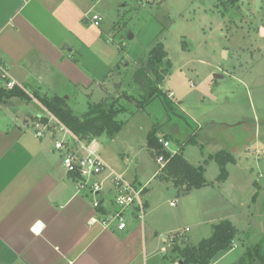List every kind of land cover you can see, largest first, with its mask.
Wrapping results in <instances>:
<instances>
[{"label":"crops","instance_id":"crops-1","mask_svg":"<svg viewBox=\"0 0 264 264\" xmlns=\"http://www.w3.org/2000/svg\"><path fill=\"white\" fill-rule=\"evenodd\" d=\"M103 7V0H0V59L11 78L25 87L29 100L35 103L17 96L0 101L1 110L12 106L7 119L3 118L5 114L0 115V264H153L151 258L155 259L154 264L165 260L171 264L176 259L170 243L158 248L159 255L143 254L144 222L129 219L126 228L119 231L104 228L93 220L97 217V210L92 207L93 196L64 172L52 138L36 137L32 131L36 116L46 111L34 93L63 97L67 105L74 92L88 94L94 86L101 88L105 77L112 74L114 63L111 47L104 41L106 35L87 19L92 13L106 17ZM108 50L110 54H106ZM219 75L218 78L223 77ZM260 78L239 79L248 113H244L236 98L229 97L233 90L226 94L224 106L233 109L235 118L224 124L226 133L222 137L227 141L225 151L235 161L226 164L227 177L218 184L222 189L219 196L223 216H213L212 202L214 206L208 207L211 215L204 217L211 234L212 224L231 218V209L250 202L256 205L259 230L249 240V233L237 228L230 219L241 232L244 250L233 253L234 245L218 252L210 264H236L246 246L253 249V263L264 264V76ZM168 91L172 92L170 97L181 101L174 90ZM193 125L196 136L200 126ZM54 135L53 130L50 136ZM248 147L258 156L253 163L260 170L263 184L248 173L249 159H241L240 153ZM156 174L153 173L154 177ZM243 174L249 176L245 185L241 181ZM127 180L146 185L136 177ZM251 180L256 188L250 185ZM243 189L242 200L232 198V194ZM146 191L147 186L145 195ZM202 195L211 201L217 193ZM102 198V206L109 207L108 197ZM145 201L148 209L149 202L146 198ZM202 204L198 203V209ZM185 229L177 231H182L187 244H191ZM163 248L167 253H161Z\"/></svg>","mask_w":264,"mask_h":264},{"label":"rangeland","instance_id":"rangeland-1","mask_svg":"<svg viewBox=\"0 0 264 264\" xmlns=\"http://www.w3.org/2000/svg\"><path fill=\"white\" fill-rule=\"evenodd\" d=\"M103 2L107 16L99 26L93 27L98 32L102 30L106 35L105 44L111 47L112 74L105 77L101 88L94 86L88 94L74 92L67 99V105L79 118L85 116L89 105L102 98L116 97L123 107L124 110L117 115L122 127L112 137L102 134L95 138L98 152L116 173L123 174L127 179L136 177L146 182L145 198L149 208L143 221L146 228L143 254L146 257L159 255L158 248L170 243L171 232L188 228L186 234L191 244L209 236L204 217L211 215L208 207L214 206L212 202L215 203L213 216L219 218L223 216L220 214H224L219 196L222 189L218 186L220 181L216 180L219 166L213 156L220 150H226L227 141L222 137L226 133L224 124L235 118L233 109L224 106L226 94L233 90L229 97L236 98L242 104L244 113H248L239 79L261 80L260 77L264 76V0H240L225 12L216 0ZM157 41L163 44L171 61L170 73L160 89L166 93L172 89L181 98L177 102L175 96L171 97L173 112L162 96L150 95L153 76L147 61L149 51ZM183 42L185 49L182 48ZM107 52L110 54L109 50ZM219 74L223 77L218 78ZM0 88L4 89L1 79ZM30 109L33 110V105ZM35 111L32 114H37ZM182 111L187 115V122L181 117ZM11 112V105L0 109V115H6L4 119ZM190 119L200 126L194 136L197 144L185 145L182 154L192 165L202 167L203 176L209 184L200 191L192 188L184 192L171 180L154 177L153 173H161V169L155 161V150L147 147L146 136L153 127H157L158 137L169 139L172 144L168 150L174 152L195 127ZM51 127L55 135L51 137L47 130L44 136L52 138L53 146L54 139L60 134L56 126ZM32 131L34 134L33 127ZM240 154L242 160L247 157L251 162L248 173L263 184L260 170L253 163L258 156L252 153L250 147ZM107 172V169L103 170L94 179L100 180ZM241 178L245 185L249 176L243 174ZM250 185L256 188L252 180ZM212 191L217 196L211 201L202 195ZM244 195L245 189L232 194V198L239 202ZM201 201L204 204L198 209ZM170 202L173 204L170 205ZM255 210L256 205L250 202L245 206L238 204L230 210L231 218H228L237 228L249 233V240H253L259 230ZM239 238L234 240L233 253L244 250V243ZM154 262L155 259L151 258V263ZM161 264L170 262L165 260Z\"/></svg>","mask_w":264,"mask_h":264},{"label":"trees","instance_id":"trees-1","mask_svg":"<svg viewBox=\"0 0 264 264\" xmlns=\"http://www.w3.org/2000/svg\"><path fill=\"white\" fill-rule=\"evenodd\" d=\"M239 1L240 0H216V4L221 7L222 12H225L230 6L236 5ZM182 48H186L185 42H183ZM147 67L153 76L151 97H153V95L162 96L164 103L168 106L169 110L173 112V101L171 97L168 95V92L166 93L160 89V85L169 75L171 68V61L167 57V52L160 41H157L150 49ZM12 96L27 100L30 99L29 94L21 90L0 88V101L3 98ZM33 96L48 112L67 126L79 139L90 140L102 134L112 137L122 127V122L117 119V115L124 109L119 105L116 97L103 98L99 102L89 105L85 116L79 118L72 113L63 97L57 95L39 96L35 93ZM140 103L141 102H139V104ZM186 116L185 113L181 115L183 120H186ZM36 118L40 119L42 122H46L47 120L44 116H36ZM195 127L191 129L190 134L181 141L176 152L172 154L162 149L157 143V127H153L146 136L147 147L155 150L156 154L162 153L165 158L161 173H158L156 176H160L161 179L171 180L174 186L182 188L184 192L192 188L196 189L203 187L207 184L203 176L202 167L192 165L182 154L185 145L197 144L193 134ZM213 157L218 162L219 166V173L216 176V180L222 181L227 177L226 164L228 162H234L235 158L225 150L216 152ZM70 176L78 180L76 175L70 174ZM240 234L241 232L226 218L212 224L211 234L208 237L202 238L196 244H187L186 236H178L177 231H175L169 237L171 241H173L171 253L175 254V258L178 259L179 264H210L212 258L218 252L233 248L234 240L239 237ZM253 258L252 247L246 246L244 254L236 264H254Z\"/></svg>","mask_w":264,"mask_h":264},{"label":"built area","instance_id":"built-area-1","mask_svg":"<svg viewBox=\"0 0 264 264\" xmlns=\"http://www.w3.org/2000/svg\"><path fill=\"white\" fill-rule=\"evenodd\" d=\"M87 19L94 26H99L102 17L97 13H92L87 15ZM0 79L4 82L5 89H18L28 94L25 87L11 78L1 59ZM168 94L171 96L172 92L170 91ZM43 116L47 118L46 122L36 118L32 123L34 135L41 138L47 130L52 133L54 129L51 125L57 127L60 137L54 139L53 149L61 155V165L64 172L67 175H76L79 187L86 189L93 196L92 207L97 210V217L93 220L98 221L104 228L114 227L119 231L126 228L129 219L143 223L147 214L144 198L146 185L127 180L122 174L110 169L99 155L95 138L90 140L79 139L47 110ZM156 141L165 151L171 154L176 152L168 150L172 144L169 139L157 137ZM155 161L158 163L159 169H162L165 163L164 155L162 153L156 154ZM105 169L108 172L104 177L100 180L94 179ZM106 182L109 184L107 185ZM104 195L109 199V207L107 208L101 204ZM172 204L170 202V205ZM185 231H188V228ZM177 233L178 236L182 235V231H177ZM172 242L170 239L171 245ZM161 253H167L166 249H161ZM171 264H179L178 259L176 258Z\"/></svg>","mask_w":264,"mask_h":264},{"label":"bare ground","instance_id":"bare-ground-1","mask_svg":"<svg viewBox=\"0 0 264 264\" xmlns=\"http://www.w3.org/2000/svg\"><path fill=\"white\" fill-rule=\"evenodd\" d=\"M262 32H263V30H262Z\"/></svg>","mask_w":264,"mask_h":264},{"label":"water","instance_id":"water-1","mask_svg":"<svg viewBox=\"0 0 264 264\" xmlns=\"http://www.w3.org/2000/svg\"><path fill=\"white\" fill-rule=\"evenodd\" d=\"M220 76V75H219Z\"/></svg>","mask_w":264,"mask_h":264}]
</instances>
